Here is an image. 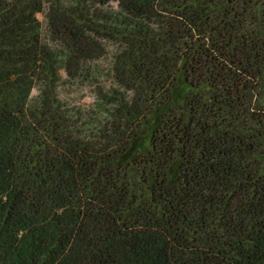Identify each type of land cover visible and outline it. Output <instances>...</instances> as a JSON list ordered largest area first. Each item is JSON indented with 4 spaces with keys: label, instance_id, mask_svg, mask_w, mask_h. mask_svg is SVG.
<instances>
[{
    "label": "trees",
    "instance_id": "16d2710c",
    "mask_svg": "<svg viewBox=\"0 0 264 264\" xmlns=\"http://www.w3.org/2000/svg\"><path fill=\"white\" fill-rule=\"evenodd\" d=\"M151 242L264 264V0H0V264Z\"/></svg>",
    "mask_w": 264,
    "mask_h": 264
},
{
    "label": "rangeland",
    "instance_id": "374dc122",
    "mask_svg": "<svg viewBox=\"0 0 264 264\" xmlns=\"http://www.w3.org/2000/svg\"><path fill=\"white\" fill-rule=\"evenodd\" d=\"M37 17L40 21H43L42 14L38 13ZM92 87L93 86L90 81L75 80L71 82H65L59 89L62 91L61 97L71 108H75L77 106L89 108L93 105L94 101ZM37 94V89H34L32 91V96H36ZM137 255L141 261V264H164V262L159 257L157 246L153 242L138 250Z\"/></svg>",
    "mask_w": 264,
    "mask_h": 264
}]
</instances>
